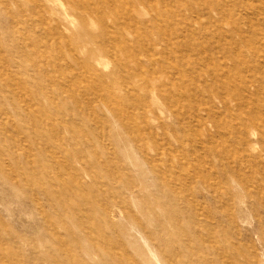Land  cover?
<instances>
[{"label":"rangeland","instance_id":"374dc122","mask_svg":"<svg viewBox=\"0 0 264 264\" xmlns=\"http://www.w3.org/2000/svg\"><path fill=\"white\" fill-rule=\"evenodd\" d=\"M0 264H264V0H0Z\"/></svg>","mask_w":264,"mask_h":264}]
</instances>
